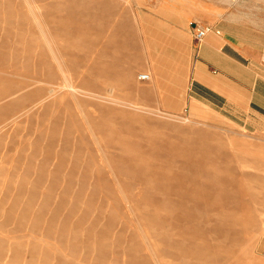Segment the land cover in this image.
Wrapping results in <instances>:
<instances>
[{
    "label": "rangeland",
    "instance_id": "1",
    "mask_svg": "<svg viewBox=\"0 0 264 264\" xmlns=\"http://www.w3.org/2000/svg\"><path fill=\"white\" fill-rule=\"evenodd\" d=\"M178 6L0 0V264H264V128L190 102Z\"/></svg>",
    "mask_w": 264,
    "mask_h": 264
},
{
    "label": "crops",
    "instance_id": "2",
    "mask_svg": "<svg viewBox=\"0 0 264 264\" xmlns=\"http://www.w3.org/2000/svg\"><path fill=\"white\" fill-rule=\"evenodd\" d=\"M177 21L207 28L195 43L190 102L254 133L264 128V0H178Z\"/></svg>",
    "mask_w": 264,
    "mask_h": 264
},
{
    "label": "built area",
    "instance_id": "3",
    "mask_svg": "<svg viewBox=\"0 0 264 264\" xmlns=\"http://www.w3.org/2000/svg\"><path fill=\"white\" fill-rule=\"evenodd\" d=\"M191 26H192V28H194L195 40L200 41L204 37V35L207 31V28L205 26H202V25L196 23V22H191ZM148 77H149V75L145 74V73L140 75V78H142V79H147Z\"/></svg>",
    "mask_w": 264,
    "mask_h": 264
}]
</instances>
